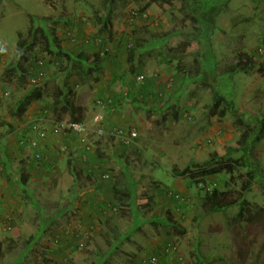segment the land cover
I'll list each match as a JSON object with an SVG mask.
<instances>
[{
  "label": "rangeland",
  "instance_id": "obj_1",
  "mask_svg": "<svg viewBox=\"0 0 264 264\" xmlns=\"http://www.w3.org/2000/svg\"><path fill=\"white\" fill-rule=\"evenodd\" d=\"M114 1L111 9L112 0H0V47L7 50L0 64V105L17 111L21 102H36L69 121L64 100L74 103L80 120L91 129V142L103 154L100 171L110 178L125 176L134 194L132 205L120 214L111 211L107 223L22 229L25 243L7 242L0 264H150L155 257L158 264H264V173L246 195L251 207L244 219L237 206L200 221L196 216L202 189L220 181L193 184L173 174L192 162L200 166L218 160L249 129L255 131L249 145L254 156H248L264 170V66L231 77L217 74L238 54L262 57L257 52L264 49V0ZM193 9L203 32L190 53L174 60L171 50L194 34L189 19ZM97 16L110 17L107 30L115 32L114 39L99 32ZM76 19L85 23L78 21L76 27ZM33 21L45 31V40L32 32ZM146 29L156 43L138 49L135 39L148 37ZM69 30L77 42L69 38ZM58 43L64 55H59ZM31 44L34 49L22 62L20 54ZM131 46L138 49L135 56ZM39 60L45 61L46 78L39 84L44 97L36 101L29 99L36 88L23 73L37 74ZM197 60L202 63L200 76L189 82L178 69L185 64L197 71ZM136 62L140 64L134 74ZM95 64L100 69L91 66ZM212 88L233 105L223 119L207 117ZM108 97L118 102L122 120L117 124L107 113L109 103L103 99ZM99 124L107 132L136 131L138 138L125 147L96 136ZM257 136L262 139L254 143ZM105 143L107 150L102 148ZM169 192L180 194L187 204L173 201ZM11 231L6 228L4 233L0 226V237L10 240ZM38 233L43 238L28 242Z\"/></svg>",
  "mask_w": 264,
  "mask_h": 264
},
{
  "label": "crops",
  "instance_id": "obj_2",
  "mask_svg": "<svg viewBox=\"0 0 264 264\" xmlns=\"http://www.w3.org/2000/svg\"><path fill=\"white\" fill-rule=\"evenodd\" d=\"M103 100L113 102L105 106L107 113L114 116L113 123L120 122L115 97ZM22 104L19 103L17 111L0 105V226L4 233L6 228H12L10 240L0 237V242L22 245L25 243L21 241L25 237L22 229L79 228L107 223L110 207L115 206V185L121 176L103 175L100 171L103 154L93 143V149L87 150L77 136L49 135L37 150L23 146L21 142L29 137L32 123L48 121L52 127V117L64 119L54 110L40 109L36 102H24L20 107ZM47 110L52 117L46 116ZM3 123L7 126H2ZM108 147L105 143L102 148ZM45 187L50 191H45ZM40 238L43 233L28 238V242Z\"/></svg>",
  "mask_w": 264,
  "mask_h": 264
},
{
  "label": "trees",
  "instance_id": "obj_3",
  "mask_svg": "<svg viewBox=\"0 0 264 264\" xmlns=\"http://www.w3.org/2000/svg\"><path fill=\"white\" fill-rule=\"evenodd\" d=\"M115 1L112 0L111 9L114 8ZM111 11V10H110ZM197 11L193 9L190 12L189 19L191 23L193 24L194 28V34L192 36L186 37V39L180 43L177 47L174 48L172 51V55L174 56V60H178L181 57H184L190 51H192V47L196 45L197 42L200 40V35L203 32L202 26L199 25V22L201 21L200 17L196 15ZM97 21L100 25V33L107 32L109 34L110 40L114 39L115 32L113 30H107V25L110 22V17H102L97 16ZM78 21L81 23H85L84 20H78L76 19L74 22V26H78ZM35 22H32L31 30L34 34L40 36L42 40H45L46 34L45 31L42 28L35 27ZM53 31H55L53 29ZM70 31V30H69ZM146 33L148 37L145 36H139L137 40L135 39V42L138 46V49H149L153 43H156L154 41V34H151V32L146 29ZM172 33V32H171ZM55 36V34H53ZM122 35H125L123 33ZM167 37L170 36V33L167 32ZM76 38V37H75ZM78 41V38H76V42ZM166 45V44H165ZM59 49L61 50L60 44L57 45ZM163 46V45H162ZM132 47V46H131ZM34 49V46L27 45L24 52L20 54V60L22 62H27L30 56L31 51ZM135 48H130V54L132 56H135L137 53V50ZM59 55H64L63 51L61 50L59 52ZM171 55V54H170ZM67 58L70 60L73 59V56L70 54H65ZM88 54H83L84 60H88ZM263 57H259L256 60V58H249L246 54H238L233 59H231L228 63H226L223 68H221L217 74L219 77H225L228 75H233L239 72H245V73H252L255 72L258 69H261L264 66V61L261 60ZM213 56L209 60L213 62ZM196 64L202 66V63L197 60ZM262 61V62H261ZM45 62V61H44ZM216 62V61H215ZM214 62V64H216ZM140 63L136 62L134 67H132V72L135 74L137 70V66ZM38 66V65H37ZM45 66V65H44ZM93 68L100 69L101 66L98 64L91 65ZM199 67L197 71L192 72V70H188L185 64H182L179 67V71L182 72L184 75H187L189 77L187 80L192 82L195 80V78H199L200 71L202 70V67ZM93 69L90 72L96 70ZM34 73H23L24 78L26 81H29V78ZM217 75V76H218ZM230 75V77H231ZM206 87L207 84L204 83ZM211 87V86H210ZM213 92V102L209 106V112L207 114L208 119L213 118H220L223 119L227 117L231 112H233V105L226 99L225 96H223L217 89L212 88ZM34 93L32 94V98H29L31 100H41L44 97V93L41 88L36 87ZM29 102V101H28ZM113 103V102H112ZM24 104V102H23ZM21 105L20 107H23L24 105ZM67 110L71 113L72 120L79 121L80 117L78 115L77 108L74 103H69L68 100H64V105ZM166 117H164L165 119ZM178 118V116H176ZM83 122V121H82ZM253 129H249L246 131L241 139L239 140L238 144L236 146L229 147L226 151V154L220 157L218 160L213 159L212 161L205 162L204 165H200L195 162H192L187 166L185 170H174L173 174L175 177L180 178H188L193 184L196 183H206L208 179L215 178L217 181H220V183L216 186L210 187L209 185L207 188H203L202 192L203 195L200 196V210L196 216V220L200 221L210 215L218 214L221 212H225L228 209L239 207L240 208V218L244 219L247 215V212L249 211L250 203L246 199V195L251 192L254 184L257 181V178L259 176V173H264V170L261 169L259 166V169L256 167L255 163L251 161L250 157L248 156L249 153H251V156L254 152H250L249 145L252 142L251 139L253 138L254 134ZM262 139V136H257L254 140V143L260 142ZM243 153L242 157H236L235 155L237 153ZM236 153V154H235ZM240 180V181H239ZM168 196L173 200L181 203L183 205L184 203L187 204L186 198L183 196H180V194H176L173 192H169ZM134 200V194L130 188L129 183L127 182V179L125 176L123 178H119L115 185V192H114V202L115 206L119 207V212L117 214H120L122 211V208H127L128 206L132 205ZM116 214V213H114ZM4 248L5 244L0 242V258H4Z\"/></svg>",
  "mask_w": 264,
  "mask_h": 264
},
{
  "label": "built area",
  "instance_id": "obj_4",
  "mask_svg": "<svg viewBox=\"0 0 264 264\" xmlns=\"http://www.w3.org/2000/svg\"><path fill=\"white\" fill-rule=\"evenodd\" d=\"M68 36L73 42H76V38L72 34V32L69 31ZM257 53L264 58L263 48L259 49ZM6 55H7V50L5 49V47H0V64H3V62L5 61ZM37 65L39 66V72L37 74L31 75L28 81L29 85L35 88L39 87L41 81H43L46 78V72L44 69L45 62L43 60H39L37 62ZM138 79L142 80L143 77H139ZM9 95L10 93L6 92L5 96L8 97ZM103 103L105 102L99 101V104H103ZM108 103L111 104L112 101H108ZM45 113L46 116L48 117H52L51 115H53L49 110H47V112ZM52 118L54 121L52 127L48 126L50 125L48 121H36L32 123L30 126L29 137L27 139H23L21 144L23 146L26 145L32 150H37L40 143L46 140L49 137V135L59 136V137L77 136L82 146L86 147L87 150L93 149V145L90 140L91 129L86 123L75 120H69V121L56 120L54 117ZM94 134L96 136H100V137L106 136L110 139L117 140L121 145L125 147L134 144L136 139L138 138V133L136 131L126 132L122 129L115 128L110 132L109 131L107 132L101 124L98 125L96 130H94ZM38 158H40V156H38ZM118 208L119 207L117 206H111L110 211L117 214L119 212ZM58 242L59 241L56 240V243ZM85 246L86 244H81V248ZM150 264H158V259L156 257L152 258Z\"/></svg>",
  "mask_w": 264,
  "mask_h": 264
}]
</instances>
